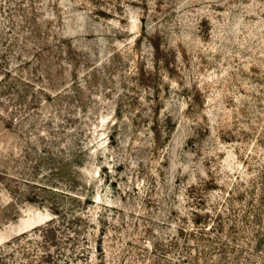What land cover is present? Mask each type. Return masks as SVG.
Segmentation results:
<instances>
[{"label": "rangeland", "instance_id": "1", "mask_svg": "<svg viewBox=\"0 0 264 264\" xmlns=\"http://www.w3.org/2000/svg\"><path fill=\"white\" fill-rule=\"evenodd\" d=\"M0 264H264V0H0Z\"/></svg>", "mask_w": 264, "mask_h": 264}]
</instances>
